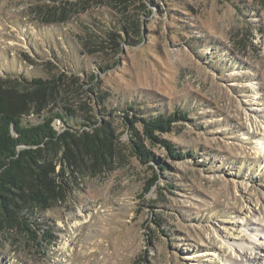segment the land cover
I'll return each instance as SVG.
<instances>
[{
    "label": "rangeland",
    "instance_id": "rangeland-1",
    "mask_svg": "<svg viewBox=\"0 0 264 264\" xmlns=\"http://www.w3.org/2000/svg\"><path fill=\"white\" fill-rule=\"evenodd\" d=\"M37 78L55 88L22 122H97L110 154L34 208L32 237L0 231V264H264V0H0V94Z\"/></svg>",
    "mask_w": 264,
    "mask_h": 264
},
{
    "label": "trees",
    "instance_id": "trees-1",
    "mask_svg": "<svg viewBox=\"0 0 264 264\" xmlns=\"http://www.w3.org/2000/svg\"><path fill=\"white\" fill-rule=\"evenodd\" d=\"M116 43L118 49L120 43ZM28 85L33 89L28 93L9 97L0 94V231L18 229L32 237L34 208L44 211L58 203L66 185L71 184L77 164L81 167L82 162H88L93 171L101 168L108 161L111 142L105 128L94 121L83 125L86 129L82 131H58L53 122L56 118L61 120L60 116L46 117L34 125L24 124L21 117L29 103L34 105L38 97L51 96L47 92L55 88L54 81L38 78ZM173 117L142 119L144 134L157 140L153 134L169 131ZM132 136L136 155L151 160L133 133ZM161 142L172 156L182 157L173 146ZM57 163L63 165L59 170Z\"/></svg>",
    "mask_w": 264,
    "mask_h": 264
},
{
    "label": "bare ground",
    "instance_id": "bare-ground-1",
    "mask_svg": "<svg viewBox=\"0 0 264 264\" xmlns=\"http://www.w3.org/2000/svg\"><path fill=\"white\" fill-rule=\"evenodd\" d=\"M257 148H258V152L259 153H262V152H264V141H258V146H257ZM258 221V229L256 230V233H261L263 236H264V220L263 219H261V218H259V220H257ZM257 235L255 234L254 236H252V237H250V239L253 241V243H252V245L253 244H255V242L256 241H258L257 240ZM248 245V244H247ZM247 245L245 246V245H242V244H240V245H238L237 247H231V249L229 250L230 251V255H232L233 256V258H237V259H241L243 256H242V252H243V250H245V249H247L248 247H247ZM251 245V244H250ZM249 249V248H248ZM251 249V248H250Z\"/></svg>",
    "mask_w": 264,
    "mask_h": 264
}]
</instances>
